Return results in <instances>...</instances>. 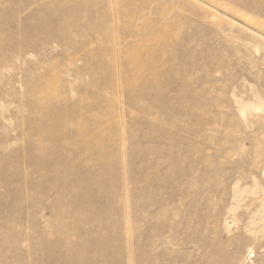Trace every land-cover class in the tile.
<instances>
[{
	"label": "rangeland",
	"instance_id": "rangeland-1",
	"mask_svg": "<svg viewBox=\"0 0 264 264\" xmlns=\"http://www.w3.org/2000/svg\"><path fill=\"white\" fill-rule=\"evenodd\" d=\"M0 264H264V0H0Z\"/></svg>",
	"mask_w": 264,
	"mask_h": 264
},
{
	"label": "bare ground",
	"instance_id": "bare-ground-1",
	"mask_svg": "<svg viewBox=\"0 0 264 264\" xmlns=\"http://www.w3.org/2000/svg\"><path fill=\"white\" fill-rule=\"evenodd\" d=\"M123 12H124V10H123ZM69 13V12H68ZM57 22V21H56ZM41 25V24H40ZM52 25V24H51ZM42 26V25H41Z\"/></svg>",
	"mask_w": 264,
	"mask_h": 264
}]
</instances>
